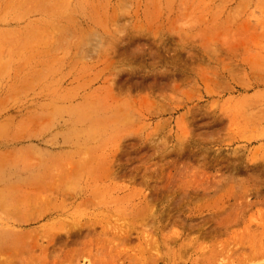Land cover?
<instances>
[{
    "label": "rangeland",
    "instance_id": "374dc122",
    "mask_svg": "<svg viewBox=\"0 0 264 264\" xmlns=\"http://www.w3.org/2000/svg\"><path fill=\"white\" fill-rule=\"evenodd\" d=\"M0 264H264V0H0Z\"/></svg>",
    "mask_w": 264,
    "mask_h": 264
}]
</instances>
